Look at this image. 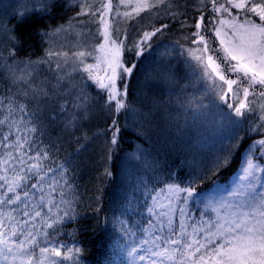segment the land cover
<instances>
[{
	"label": "snow or ice",
	"instance_id": "1",
	"mask_svg": "<svg viewBox=\"0 0 264 264\" xmlns=\"http://www.w3.org/2000/svg\"><path fill=\"white\" fill-rule=\"evenodd\" d=\"M204 2L200 0L201 4ZM37 3L38 8L18 13L14 25L11 20L5 24L0 19V264H64L67 259L80 264L75 257L82 256L83 249H67L62 256L61 247L52 240L63 219L73 211L78 193L68 166L57 164L53 167L48 163L52 160L53 145L44 140L45 122L52 124L63 116L65 131H80L83 122L90 119L93 108L100 107L114 117L106 148L111 152L112 146L118 145L120 130L115 117L125 114L147 120L158 102L153 99L148 111L144 112L129 99L123 81L133 73L136 65L126 66L120 59L123 42L111 38L103 12V37L110 47L98 43L92 50L75 51L71 55L56 50L51 47L54 38L68 31L64 25H58L38 30L40 40L45 44L44 57L20 59L19 50L24 45V38L18 32L19 25L29 11L50 15L58 0H37ZM179 3L180 0H155L154 3L136 0L132 13L139 15L145 9L157 8L164 11L168 19L179 22L182 16L186 17V12L171 10ZM210 3L217 14L213 18L217 26L211 31L220 47L209 45L203 34L209 29L205 26L201 31L204 23L201 15L200 23L195 24L198 31L192 34V43L197 47L188 50L195 64L185 60L184 78L195 77L205 84L210 81L213 90L220 87V99L233 109L236 117L259 112L256 118L260 123L255 130L264 131V0H210ZM85 7L93 16L96 14L90 4ZM113 7L111 0L102 5L107 12ZM232 9L239 11L233 15ZM89 12L81 11L77 15H88ZM132 13L125 11L122 15L131 18ZM115 14L121 15L119 11ZM77 24L81 31L75 35L86 49V42L80 37L90 35L91 30L82 21ZM168 27L162 22L154 31L144 32L139 43L129 50L136 56L143 55L151 37ZM94 52H101L103 56L94 57L96 63L86 62ZM101 62L106 64L104 76L99 74ZM169 65L162 64L155 73L159 84L171 86L176 83V69ZM225 72L235 74L236 78H229ZM217 79L222 84H217ZM93 86L101 90L97 96L103 101L102 105L98 101L94 104L85 91ZM241 91L243 99H240ZM229 94L238 100L237 104L228 103ZM145 100H148L147 91ZM80 139L87 140V133L83 132L77 143ZM243 139L235 129L230 143L216 157L214 173L230 166L234 151ZM255 143L260 147L255 152L249 150L241 177L247 181L243 193L245 199L240 203L223 202L212 206L214 216L205 218L201 213L200 219H193L186 207L179 206L187 204L193 189L165 181L163 186L153 189L156 193L150 196L153 203L146 209L150 218L141 229L144 235L132 246L129 255L139 249L143 255L138 259L147 260L148 264H264V191L258 190L264 188V184L258 183L264 181V138ZM256 153H261L259 158ZM142 159L143 154L137 153L130 157V162L138 163ZM156 163L153 161L148 166L154 168ZM102 175L111 176L112 173L105 168ZM181 193L186 195L181 197ZM233 194L240 196L241 192ZM161 195L163 201L158 198Z\"/></svg>",
	"mask_w": 264,
	"mask_h": 264
},
{
	"label": "trees",
	"instance_id": "2",
	"mask_svg": "<svg viewBox=\"0 0 264 264\" xmlns=\"http://www.w3.org/2000/svg\"><path fill=\"white\" fill-rule=\"evenodd\" d=\"M116 1L111 0L113 9H116ZM194 1L197 5L190 9L173 6L172 11L186 12V17L182 16L179 22L168 19L164 11L152 8L149 9L153 13L152 19L138 32L131 25L133 19L120 33L117 26L114 27L113 39L123 42L120 59L126 66L136 65L133 73L123 81L129 99L144 112L148 111L153 99L158 106L147 120L125 114L115 117L120 130L118 145L112 146L111 152L106 148L112 135L110 125L114 117L107 115L100 107L93 108L90 119L83 122L80 131H65L62 127L63 116L55 123L45 122L47 131L44 140L53 145L52 160L48 163L53 167L66 164L78 193L73 211L63 219L59 232L52 237L53 243L61 247L62 256L67 249L81 248L83 255L75 257L80 264H144L138 259L139 255H143L139 249L133 255H129V252L144 235L141 229L146 227V221L150 218L146 209L153 203L150 199L151 195L156 194L153 189H158L167 181L191 187L193 194L200 195L210 192L219 183L230 185L231 179L246 166L245 161L249 158L247 151L251 149L255 152L260 147L255 143L264 138V131L255 130L260 123L256 118L259 112L255 115L247 112L243 117H236L233 109L216 97L218 94L199 90L195 77L184 78L187 70L185 50L197 46L192 43V34L198 31L195 24L200 23L201 15L204 16L201 31L205 26L209 29L203 31L209 45L217 49L220 47L219 40L211 31L217 26L213 19L217 14L212 11L210 0H205L204 7H198L202 5L200 0ZM104 3L105 0H58L50 15L29 11L18 27L19 34L24 38L19 58L35 60L44 57L45 44L41 42L38 30L58 25H64L68 31L54 38L51 45L54 49L71 55L75 51L96 48L102 40L101 12L105 11L102 8ZM86 4L92 6V12L96 13L94 16L85 7ZM186 5L189 7L188 2ZM38 7L37 0H0V19L5 24L11 20L14 25L18 13ZM81 11L89 14L78 16L77 13ZM238 11L232 9L233 15ZM255 19L259 22L258 17ZM78 21L91 30L90 35L80 37L86 42V49L78 43L75 35L81 31ZM162 22L169 27L151 37L143 55L136 56L129 50L139 43L144 32L154 31L156 27H161ZM96 56L103 55L94 52L86 62L96 63ZM162 64L176 69L174 85L156 82L155 73ZM105 68L106 64L101 62V76L105 75ZM225 74L229 78H236L235 74ZM85 91L94 104L97 101L103 104L97 96V92H101L98 87L86 88ZM240 99H243L242 91ZM228 103L235 105L238 100L229 94ZM233 120L237 123L233 124ZM235 129L244 137L242 144L234 151L230 166L214 173L212 169L216 157L230 143ZM83 132L87 133L88 139H80L77 143ZM137 153H142L144 159L138 163L130 162V157ZM256 155L259 158L261 153ZM153 161L157 162L156 166L149 167ZM105 168L112 173L111 176L102 175ZM181 195L183 197L186 193ZM64 264H74L73 259L65 260Z\"/></svg>",
	"mask_w": 264,
	"mask_h": 264
},
{
	"label": "rangeland",
	"instance_id": "3",
	"mask_svg": "<svg viewBox=\"0 0 264 264\" xmlns=\"http://www.w3.org/2000/svg\"><path fill=\"white\" fill-rule=\"evenodd\" d=\"M109 0H105V3H108ZM151 2H155V0H151ZM187 2H188V6L187 7ZM197 2L194 0H180L179 6H181L182 8L185 9H190L191 7H196L195 5ZM136 4V0H131V2H129V0H125L124 3H121L120 0L116 1V9H113L111 12H107L104 11V20L107 22L108 24V32L111 36V38H113V30L114 27L117 26V30L120 33L121 30L127 25V23L132 20L131 25L133 24L132 27H134L137 32L141 29L142 26H144V24H146L147 22H149L152 19V12H149V9H145L144 11L140 12L139 15H136L135 13H132V9L133 7H135ZM175 6V5H174ZM205 4H202L198 7H204ZM201 9V8H199ZM119 11V13L121 15L117 16L115 13ZM127 11L132 13L131 18H125L123 17V13ZM160 11V10H158ZM103 12V10H102ZM161 12H163L161 10ZM102 40L100 43H104L106 46L110 47V45H108V42L104 40L103 37V32H104V24L102 23ZM197 46L194 47H188L185 51H186V59L188 61H191L193 64H195V61L192 60L191 56L188 55V50L189 49H195ZM98 54H102L101 52H97ZM234 63V62H233ZM197 85H198V89H202L203 91L207 92L212 91L216 94H218L216 97L219 98L220 94H221V88L220 87H216L214 90L211 87V82L208 81L207 84H205L202 81H198L196 80ZM217 84H222V82H220L217 79ZM225 88L227 89V86L224 85ZM196 88V87H195ZM224 88V87H223ZM224 88V90H225ZM233 88H236V85H233ZM256 146V144L254 145V147ZM246 155H249V151H247ZM244 168H241L238 173L231 179V183L230 185L225 186L222 183H219L217 185H215L213 187V189L210 192L207 193H203L200 195H195L193 194V196L191 198L188 199L187 204H180L179 206H183L186 207L187 211L189 212L190 216L193 219H200V214L204 213V217H212L214 216V213H212L211 211V207L212 206H218L220 203L223 202H229V203H240L243 199L246 198V196L243 194L244 193V185H246L245 181L241 179V177L244 175ZM258 183H262L264 184V181H260ZM259 191H264V188H260L258 189ZM241 192L240 196H236L233 193L235 192ZM181 195V194H180ZM182 197V195H181ZM159 199H161L163 201V195H161L160 197H158ZM144 264H146V260L143 261Z\"/></svg>",
	"mask_w": 264,
	"mask_h": 264
}]
</instances>
